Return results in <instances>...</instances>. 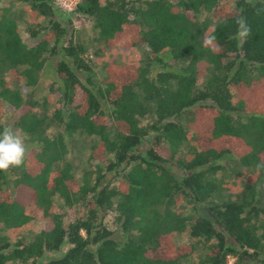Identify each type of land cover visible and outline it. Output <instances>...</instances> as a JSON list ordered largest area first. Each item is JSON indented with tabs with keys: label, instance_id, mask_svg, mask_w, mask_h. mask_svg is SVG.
I'll return each instance as SVG.
<instances>
[{
	"label": "trees",
	"instance_id": "obj_1",
	"mask_svg": "<svg viewBox=\"0 0 264 264\" xmlns=\"http://www.w3.org/2000/svg\"><path fill=\"white\" fill-rule=\"evenodd\" d=\"M20 2L32 43L1 9L0 106L34 149L7 157L0 125V229H19L34 211L41 228L12 243L1 237L0 264H32L62 245L40 264H179L197 250L190 264H264V207L253 189L249 200L210 201L225 159L264 182V0H79L72 20L88 22L104 46L146 48L137 67H102L98 86L70 20L56 19L47 0ZM47 58L60 99L50 115L26 93ZM73 135L92 138L87 161L101 166L90 185L77 186L65 161ZM52 196L83 215L64 225ZM107 212L117 230L104 227ZM183 232L189 241L176 244Z\"/></svg>",
	"mask_w": 264,
	"mask_h": 264
},
{
	"label": "rangeland",
	"instance_id": "obj_2",
	"mask_svg": "<svg viewBox=\"0 0 264 264\" xmlns=\"http://www.w3.org/2000/svg\"><path fill=\"white\" fill-rule=\"evenodd\" d=\"M133 1L134 5L139 4L145 0H130ZM6 8L16 21V26L19 32L21 41L26 45L30 46L32 41L28 38L25 33L24 22L28 19V16L23 12V3L20 0H0V10ZM199 20H204L208 15L204 12H200L197 16ZM73 14H61L57 13L56 19L63 21L70 20V29L72 31L71 38L74 42H80L85 45L87 49V60L90 65L91 72L94 74L93 82L96 86L100 85V80L103 79L102 67L109 64H130L135 67L141 65V60L144 57L146 48L144 46L133 48V49H118L109 48L103 45V43L96 40V34L92 30L91 25L86 21L72 20ZM33 23L40 22L43 25L46 24L45 19L41 18L40 15L32 14L30 17ZM66 38H69L66 36ZM53 60L47 58L43 69L38 71L35 85L28 87L26 93L30 94V98L35 103V107L43 105L47 109V115L51 114V110L59 104V93L57 91L58 84L55 82L53 73ZM21 85V84H20ZM23 93L22 95H26ZM153 121L151 116L144 117L139 120V124L144 126ZM14 115L12 110L6 105L0 106V125L6 135V146L8 151L7 157L13 159L22 158L27 155L31 150L34 149V145L29 142L27 137L22 134L16 127H14ZM56 129L50 126L46 129L45 135L50 137ZM92 138L84 136L73 135L66 139L67 154L65 161L71 165L72 175L75 178V183L80 186L82 183L90 185L94 179L92 173L96 167L101 165L94 161L88 162L87 155L89 153L88 147ZM145 144L142 145L137 151L141 153L145 149ZM232 159H225L221 162L223 167L222 171L216 172L215 178L217 180V190L210 198L213 202H225L239 201L240 199L249 200L250 189H253L255 194L254 201L261 207H264V182L257 183V174L254 170L240 167L236 161ZM113 176L110 174L106 175V180L110 181ZM114 182H111L113 185ZM51 203L54 211L60 214L64 225L70 223L75 218H79L83 215V208L74 206L70 209L64 207L62 202L56 196H52ZM182 212L184 215H190V208L187 205H183ZM40 213L37 211L33 212V219L26 223L24 226L16 230L7 231L0 229V238L4 237L9 243L17 240L20 237L30 238L34 232H38L41 228ZM115 217L114 212H107L102 223L104 227L110 230H117V225L113 223ZM1 228V226H0ZM115 235L121 238V234L116 232ZM172 238L176 244L186 243L189 241L187 233H174ZM66 245H62L56 252L45 253L40 259L36 260L32 264H40L45 259H50L60 255L65 249ZM203 250H197L186 258L179 261V264H190L196 261L203 254ZM232 261L231 257L226 258V264H230ZM19 264V263H11Z\"/></svg>",
	"mask_w": 264,
	"mask_h": 264
},
{
	"label": "built area",
	"instance_id": "obj_3",
	"mask_svg": "<svg viewBox=\"0 0 264 264\" xmlns=\"http://www.w3.org/2000/svg\"><path fill=\"white\" fill-rule=\"evenodd\" d=\"M50 6L62 14H70L79 0H47Z\"/></svg>",
	"mask_w": 264,
	"mask_h": 264
}]
</instances>
